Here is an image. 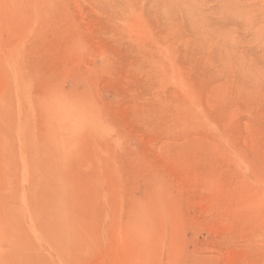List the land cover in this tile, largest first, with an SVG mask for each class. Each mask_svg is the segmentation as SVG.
<instances>
[{"label":"rangeland","instance_id":"1","mask_svg":"<svg viewBox=\"0 0 264 264\" xmlns=\"http://www.w3.org/2000/svg\"><path fill=\"white\" fill-rule=\"evenodd\" d=\"M0 264H264V0H0Z\"/></svg>","mask_w":264,"mask_h":264}]
</instances>
